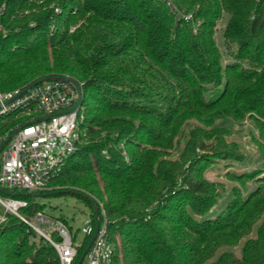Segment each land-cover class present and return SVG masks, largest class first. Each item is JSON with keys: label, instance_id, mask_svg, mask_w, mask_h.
<instances>
[{"label": "trees", "instance_id": "16d2710c", "mask_svg": "<svg viewBox=\"0 0 264 264\" xmlns=\"http://www.w3.org/2000/svg\"><path fill=\"white\" fill-rule=\"evenodd\" d=\"M2 4L0 90L65 74L81 84L85 135L51 181L72 189L46 193L78 196L92 214L90 198L102 202L114 264H264V0ZM224 14L226 62L215 38ZM245 117L258 130L262 167L228 171L237 184L207 216L225 187L205 172L245 160L216 121ZM190 120L197 123L187 129ZM15 124L0 118V144ZM0 196L28 200L25 215L42 209L24 191L1 188ZM238 245L240 255L228 249ZM0 264L59 262L48 242L8 214Z\"/></svg>", "mask_w": 264, "mask_h": 264}, {"label": "built area", "instance_id": "2783aa9c", "mask_svg": "<svg viewBox=\"0 0 264 264\" xmlns=\"http://www.w3.org/2000/svg\"><path fill=\"white\" fill-rule=\"evenodd\" d=\"M3 8L4 4L0 10ZM74 28L71 26L70 31ZM0 31L6 34L1 24ZM60 76L68 75L51 76L27 89L25 85L0 90V118L8 116L16 123L12 128L13 135L0 150V189L27 193L56 189L52 179L82 142L85 129L79 126L83 117L81 99L77 103L75 87ZM102 152L106 153L105 150ZM91 199L96 211L93 210L76 231L59 216L49 215L43 209L31 215L23 214L22 209L29 205L28 200L11 196H0L3 209L0 223L8 214L19 218L54 248L59 264H72L84 242L78 240L79 232L84 237L91 236L97 226L80 264H114L103 204Z\"/></svg>", "mask_w": 264, "mask_h": 264}, {"label": "rangeland", "instance_id": "374dc122", "mask_svg": "<svg viewBox=\"0 0 264 264\" xmlns=\"http://www.w3.org/2000/svg\"><path fill=\"white\" fill-rule=\"evenodd\" d=\"M226 15L224 14L223 18L216 27L215 38L217 45L220 51L223 54V62L229 60V57L225 54L224 46L222 44L221 30L226 21ZM217 124L222 125L226 128V133L224 138L227 141H233L238 144L240 150L245 155V160L243 162L237 161H226L215 163L210 166V168L205 172V177L209 181L221 182L224 184L225 190L223 192V197L219 200V208H215L210 211L207 216L214 215L216 212L223 207L225 202L231 196V187L237 182L227 176L228 171L240 173L243 171L251 170L254 168L262 167V154L257 143L258 141V130L255 127V124L248 117H245L243 120L237 121L232 120L231 118H224L216 121ZM194 120L188 121L187 129L196 124ZM181 148V147H180ZM180 148H177L173 151L171 157H177L180 152ZM56 186V189L68 188L72 189L71 185H60L52 184ZM249 187H252V183H248ZM81 193L85 191L82 189H74ZM84 191V192H83ZM38 193V192H33ZM85 192L84 194H86ZM33 200L36 203H39L43 211L49 215L59 216L66 219L67 223L72 227L74 231L78 230L83 222L87 220L89 215L92 213L89 206L78 196L65 193V194H47L46 192H40L37 195H33ZM3 212V209L0 205V213ZM78 240H84V235L79 232ZM231 249L236 255H240V246H234Z\"/></svg>", "mask_w": 264, "mask_h": 264}, {"label": "water", "instance_id": "95a60500", "mask_svg": "<svg viewBox=\"0 0 264 264\" xmlns=\"http://www.w3.org/2000/svg\"><path fill=\"white\" fill-rule=\"evenodd\" d=\"M50 77H51V76H43V77H41V78H39V79H37V80H34V81L28 83V84L26 85L25 88L27 89V88L31 87L32 85H34L35 83L40 82V81H43V80H47V79H49ZM60 77H61V79L66 80V81H69V82H71V83L73 84V86L75 87V89H76V91H77V93H78V102H77V103H79V101H80V99H81V87H80L79 82H78L75 78L70 77V76H60ZM73 108H74V107L70 108V110L73 109ZM13 133H14V132L12 131L11 133H9V134L4 138V140H3L2 143L0 144V150L2 149L3 145L5 144V142H6V141H7V140L13 135ZM28 194L37 195L36 193H28ZM83 195H84V194H83ZM90 201L93 202V205H94V211H96V206H95L94 201H93L91 198H90ZM96 230H97V226L95 227L93 233L91 234L89 240L87 241V243H86V245H85V247H84L83 252H82V253L79 255V257L77 258V261H76L75 264H80V262H81V260H82V258H83L84 253L87 251V249H88V247H89V245H90V243H91L93 237L95 236Z\"/></svg>", "mask_w": 264, "mask_h": 264}]
</instances>
